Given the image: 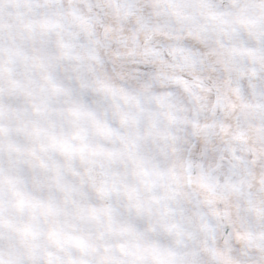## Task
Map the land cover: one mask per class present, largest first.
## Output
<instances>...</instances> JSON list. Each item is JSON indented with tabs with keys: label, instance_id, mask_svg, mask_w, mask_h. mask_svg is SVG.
Here are the masks:
<instances>
[{
	"label": "snow or ice",
	"instance_id": "snow-or-ice-1",
	"mask_svg": "<svg viewBox=\"0 0 264 264\" xmlns=\"http://www.w3.org/2000/svg\"><path fill=\"white\" fill-rule=\"evenodd\" d=\"M0 264H264V0H0Z\"/></svg>",
	"mask_w": 264,
	"mask_h": 264
}]
</instances>
